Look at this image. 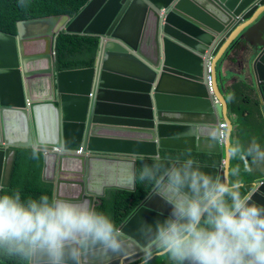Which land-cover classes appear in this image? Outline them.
I'll use <instances>...</instances> for the list:
<instances>
[{"label":"water","instance_id":"water-1","mask_svg":"<svg viewBox=\"0 0 264 264\" xmlns=\"http://www.w3.org/2000/svg\"><path fill=\"white\" fill-rule=\"evenodd\" d=\"M66 20L22 22L17 37L0 34V195L10 185L19 148L45 152L42 181L53 185V198L93 206L108 190L135 191L136 159L160 157L163 149L224 153L221 166L195 164L230 180L233 123L221 84L234 74L248 78L264 116V0H91L64 27ZM29 25L48 30L28 36ZM63 31L99 38L92 66L56 71L54 42ZM46 74L48 94L30 100L26 83ZM11 79L13 95L4 86ZM249 192L264 205V178ZM151 195L119 227L126 238L140 218L152 223L170 212ZM141 258L112 257L106 264Z\"/></svg>","mask_w":264,"mask_h":264},{"label":"clouds","instance_id":"clouds-1","mask_svg":"<svg viewBox=\"0 0 264 264\" xmlns=\"http://www.w3.org/2000/svg\"><path fill=\"white\" fill-rule=\"evenodd\" d=\"M56 17L67 19L64 27L76 18L63 15L33 20ZM9 37L15 38L17 33ZM45 76L42 78L50 77ZM32 80L26 83L30 100L47 92ZM35 86L43 91L33 92ZM227 149L233 157L246 155L253 163L264 162V149L255 141L246 149L239 141L229 142ZM53 152L62 153L58 148ZM155 159L154 164L143 165L139 179L153 186L149 200L158 197L170 207L163 219L149 223L140 218L135 234L126 238L124 230L88 200L53 198V194L52 199L45 195L22 200L18 191L2 194L0 252L35 264H106L112 257L138 254H142L143 264H149L155 255L167 256L174 264H264V205L253 201V193L241 191L244 185L239 179L214 176L192 159L170 166ZM230 175L238 176L239 169ZM138 214L139 210L135 217Z\"/></svg>","mask_w":264,"mask_h":264},{"label":"trees","instance_id":"trees-1","mask_svg":"<svg viewBox=\"0 0 264 264\" xmlns=\"http://www.w3.org/2000/svg\"><path fill=\"white\" fill-rule=\"evenodd\" d=\"M90 0H0V33L15 36L14 26L17 22L63 16L76 17ZM99 39L94 36H81L61 33L55 39V69L65 71L85 68L93 65L98 50ZM236 81V80H235ZM238 82V83H237ZM235 82L226 95L225 86L228 80L221 84L228 101L229 117L233 123L231 142L239 141L244 148H248L255 141L264 149V116L260 103L255 99L254 89L248 78ZM160 162L170 166L177 161L192 159L194 163L221 166L224 154H207L179 150H161ZM43 155L33 148H19L10 185L1 190L2 194L19 192L22 200L28 198L39 199L48 196L52 199V185L41 179ZM155 158L138 157L136 159L137 187L133 192L125 190H108L105 197L98 199L94 207L97 211L107 214L119 228L142 202L152 193L153 186L139 179L144 164L152 165ZM239 169L238 176L230 175V180L239 179L244 187L243 193H248L252 182L264 178V162L253 163L246 155L231 156L230 173ZM165 256H156L149 264H174L164 261ZM0 264H30L28 259L10 256L0 252ZM130 264H143V258Z\"/></svg>","mask_w":264,"mask_h":264},{"label":"crops","instance_id":"crops-1","mask_svg":"<svg viewBox=\"0 0 264 264\" xmlns=\"http://www.w3.org/2000/svg\"><path fill=\"white\" fill-rule=\"evenodd\" d=\"M48 30V26L47 25H29V26H26L25 28H24V32L29 36V35H32V34H30V33H27V31H29V32H31V33H35V34H37V33H45L46 31ZM234 67H235V69H234V71L236 72H238V73H240V71H242V69H240V66H236V63H234ZM241 74V73H240ZM237 76L238 75H236V74H234V75H232V79L230 78V80H229V84H227L226 86H225V89H226V95H230V90L229 89H231V87H232V85L235 83V82H237V81H240V80H242V78H241V76H240V78H238L237 79ZM236 80V81H235ZM14 83H15V81H13L12 79H11V81L9 80L8 81V83H5L4 84V86H5V90H8V89H10L9 90V93H10V95H13L14 94V92H15V86H14ZM238 83V82H237ZM11 87V88H10ZM46 122V121H45ZM21 135V132H20V130L18 129V131H17V133H16V136H20ZM232 136V135H231ZM69 177H72V176H70V175H66V178H69Z\"/></svg>","mask_w":264,"mask_h":264},{"label":"built area","instance_id":"built-area-1","mask_svg":"<svg viewBox=\"0 0 264 264\" xmlns=\"http://www.w3.org/2000/svg\"><path fill=\"white\" fill-rule=\"evenodd\" d=\"M210 72H211V68L210 66L208 67V87H209V91H210V94H214V91H213V87H212V80H211V76H210ZM214 101L216 103H218V99L216 97H214ZM226 129H227V125L226 123H221L220 125V132H219V140H220V143L223 145V143L225 142V138H226ZM77 153H80V152H77Z\"/></svg>","mask_w":264,"mask_h":264},{"label":"bare ground","instance_id":"bare-ground-1","mask_svg":"<svg viewBox=\"0 0 264 264\" xmlns=\"http://www.w3.org/2000/svg\"><path fill=\"white\" fill-rule=\"evenodd\" d=\"M93 9V8H92ZM32 82L39 83L43 88L47 89V92L45 94L40 95L37 99H40L41 97H45L48 94V90L50 88V81L49 78H39L32 80ZM138 209V208H137ZM136 209V210H137Z\"/></svg>","mask_w":264,"mask_h":264},{"label":"rangeland","instance_id":"rangeland-1","mask_svg":"<svg viewBox=\"0 0 264 264\" xmlns=\"http://www.w3.org/2000/svg\"><path fill=\"white\" fill-rule=\"evenodd\" d=\"M240 78L237 76V79ZM164 261L167 262V263H170L172 262L167 256L164 257Z\"/></svg>","mask_w":264,"mask_h":264},{"label":"flooded vegetation","instance_id":"flooded-vegetation-1","mask_svg":"<svg viewBox=\"0 0 264 264\" xmlns=\"http://www.w3.org/2000/svg\"><path fill=\"white\" fill-rule=\"evenodd\" d=\"M64 32V31H63ZM122 264H130V263H122Z\"/></svg>","mask_w":264,"mask_h":264}]
</instances>
